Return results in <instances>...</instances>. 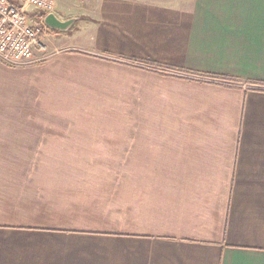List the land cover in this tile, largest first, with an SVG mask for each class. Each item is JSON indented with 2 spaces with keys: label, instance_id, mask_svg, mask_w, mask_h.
I'll use <instances>...</instances> for the list:
<instances>
[{
  "label": "crops",
  "instance_id": "obj_1",
  "mask_svg": "<svg viewBox=\"0 0 264 264\" xmlns=\"http://www.w3.org/2000/svg\"><path fill=\"white\" fill-rule=\"evenodd\" d=\"M52 2L0 60V264H264V0Z\"/></svg>",
  "mask_w": 264,
  "mask_h": 264
},
{
  "label": "built area",
  "instance_id": "obj_2",
  "mask_svg": "<svg viewBox=\"0 0 264 264\" xmlns=\"http://www.w3.org/2000/svg\"><path fill=\"white\" fill-rule=\"evenodd\" d=\"M0 0V60L14 66H29L46 59L37 22L28 17L26 8L34 5L43 16L53 10L52 0ZM38 50V51H37Z\"/></svg>",
  "mask_w": 264,
  "mask_h": 264
},
{
  "label": "water",
  "instance_id": "obj_3",
  "mask_svg": "<svg viewBox=\"0 0 264 264\" xmlns=\"http://www.w3.org/2000/svg\"><path fill=\"white\" fill-rule=\"evenodd\" d=\"M35 10L36 7L34 5H29L26 8L27 12H34ZM43 22L50 29L66 30L73 22V19L60 20L53 12H49L43 16Z\"/></svg>",
  "mask_w": 264,
  "mask_h": 264
},
{
  "label": "rangeland",
  "instance_id": "obj_4",
  "mask_svg": "<svg viewBox=\"0 0 264 264\" xmlns=\"http://www.w3.org/2000/svg\"><path fill=\"white\" fill-rule=\"evenodd\" d=\"M36 13H37V11L35 10L34 12H27V15H28V17H30V18H32V19H35V17H36ZM38 18H40V17H38ZM51 32H53V31H51V30H49V29H47L46 30V33H49V34H51ZM39 38H40V36H39ZM41 40V39H40ZM42 41V40H41ZM42 43H43V41H42ZM38 51V50H37ZM43 53L41 52V53H38V55H42Z\"/></svg>",
  "mask_w": 264,
  "mask_h": 264
}]
</instances>
